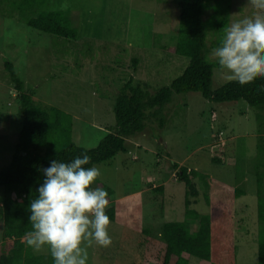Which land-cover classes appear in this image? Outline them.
Segmentation results:
<instances>
[{
	"label": "rangeland",
	"instance_id": "374dc122",
	"mask_svg": "<svg viewBox=\"0 0 264 264\" xmlns=\"http://www.w3.org/2000/svg\"><path fill=\"white\" fill-rule=\"evenodd\" d=\"M19 1L0 0L1 168L10 163L22 126L7 62L37 103L72 115L73 141L84 148L96 147L115 130L114 103L130 78L154 94L188 65L168 47L177 42L179 3L193 0H47L69 17L75 39L27 25L12 8ZM253 11L247 0H208L203 18L209 23V60L215 62L211 52L225 28ZM228 81L216 66L212 90ZM162 113L163 125L150 117L143 132L127 138L126 152L93 165L101 172L94 186L100 182L114 192L108 207L115 206L116 218L108 227L111 244H93L88 264H159L161 226L185 220V185L174 162L198 174L199 195L190 207L201 214L210 212L208 197L230 199L235 189L245 193L235 200L237 264H258L256 172L264 111L244 100L215 102L188 92L174 94ZM161 184L165 194L156 192ZM186 222L191 230L198 228L197 222ZM10 247L8 241L0 243V254ZM190 263L205 264L196 257Z\"/></svg>",
	"mask_w": 264,
	"mask_h": 264
},
{
	"label": "trees",
	"instance_id": "16d2710c",
	"mask_svg": "<svg viewBox=\"0 0 264 264\" xmlns=\"http://www.w3.org/2000/svg\"><path fill=\"white\" fill-rule=\"evenodd\" d=\"M179 4L177 42L168 48L187 58L188 65L169 85L160 87L154 94L135 84L133 78L124 83L113 107L116 128L94 148L78 146L72 138V115L55 106L43 107L37 103L34 93L26 90L13 65L5 64L17 91L22 126L10 163L0 167V243L8 241L11 245L7 252L0 254V264H53L49 252L46 255L35 253L26 243L31 231L29 204L43 182L41 169L49 167L52 160L68 162L87 154L91 162L86 167H91L126 152L127 138L143 132L150 117L163 125L162 108L172 101L174 94L200 92L204 98L215 102L244 100L264 111V77H254L245 85L228 81L212 90L214 68L218 65L207 55L209 23L203 17L208 0ZM12 6L27 25L35 29L64 38L77 36L69 17L61 10L51 9L47 0H20ZM223 25L218 27L219 31ZM258 153L263 169L256 172L258 264H264V134L259 137ZM173 166L178 169V181L185 185V220L168 221L161 226L159 238L163 249L157 256L159 264H191L192 257L205 264H237L235 200L245 193L235 189L230 199L208 197L206 203L210 212L201 214L190 207L192 198L199 195L195 181L198 174L176 162ZM201 178L206 183L205 176ZM96 187L105 190L110 201L113 190L100 182ZM155 189L164 194L163 185ZM106 214L110 220H115V206L107 207ZM186 220L197 222L198 228L191 230Z\"/></svg>",
	"mask_w": 264,
	"mask_h": 264
},
{
	"label": "clouds",
	"instance_id": "9594fccd",
	"mask_svg": "<svg viewBox=\"0 0 264 264\" xmlns=\"http://www.w3.org/2000/svg\"><path fill=\"white\" fill-rule=\"evenodd\" d=\"M247 5L253 13L230 23L211 52L227 79L240 85L264 77V0H247ZM90 162L81 154L41 169L44 179L29 204L26 243L35 251L47 248L53 264H88L93 244H111L108 193L93 186L101 172L86 167Z\"/></svg>",
	"mask_w": 264,
	"mask_h": 264
},
{
	"label": "crops",
	"instance_id": "0c3cea01",
	"mask_svg": "<svg viewBox=\"0 0 264 264\" xmlns=\"http://www.w3.org/2000/svg\"><path fill=\"white\" fill-rule=\"evenodd\" d=\"M161 185H163V187H164V194H165V186H164V184H161ZM161 185L156 186V187H160Z\"/></svg>",
	"mask_w": 264,
	"mask_h": 264
}]
</instances>
